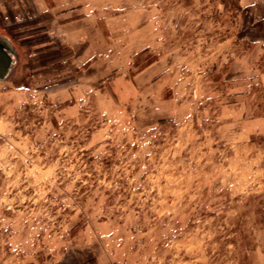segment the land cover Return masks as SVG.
I'll list each match as a JSON object with an SVG mask.
<instances>
[{
  "label": "rangeland",
  "instance_id": "obj_1",
  "mask_svg": "<svg viewBox=\"0 0 264 264\" xmlns=\"http://www.w3.org/2000/svg\"><path fill=\"white\" fill-rule=\"evenodd\" d=\"M238 8L0 0V264H264V58L235 65Z\"/></svg>",
  "mask_w": 264,
  "mask_h": 264
},
{
  "label": "crops",
  "instance_id": "obj_2",
  "mask_svg": "<svg viewBox=\"0 0 264 264\" xmlns=\"http://www.w3.org/2000/svg\"><path fill=\"white\" fill-rule=\"evenodd\" d=\"M237 3L239 8L236 13V35L240 40L239 42L247 43L249 52L245 55H241L234 63L235 65H242V63H246L247 61L250 64V68H253L252 66H255V64L260 61V58H264V0H237ZM70 23L72 22H67L59 26L58 33H60L62 28H65L63 26L70 27ZM238 67L240 66H237V68ZM93 71L90 69V74ZM253 79H255V77L251 76V80ZM257 82L261 91L264 93V69L257 76ZM242 92H234L232 95H234L236 99L238 93ZM232 109L237 113L238 118L241 119L244 110L240 104L234 102ZM228 110H230V108H228ZM248 124L250 125L251 131L255 132L260 126L264 125V117L253 116L249 118Z\"/></svg>",
  "mask_w": 264,
  "mask_h": 264
},
{
  "label": "water",
  "instance_id": "obj_3",
  "mask_svg": "<svg viewBox=\"0 0 264 264\" xmlns=\"http://www.w3.org/2000/svg\"><path fill=\"white\" fill-rule=\"evenodd\" d=\"M11 47L0 39V81L4 80L11 71L15 59Z\"/></svg>",
  "mask_w": 264,
  "mask_h": 264
}]
</instances>
